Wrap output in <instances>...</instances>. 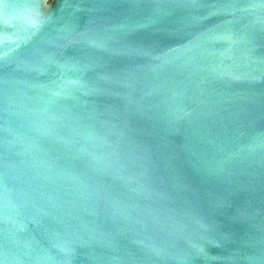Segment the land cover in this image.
Listing matches in <instances>:
<instances>
[{
    "label": "water",
    "instance_id": "water-1",
    "mask_svg": "<svg viewBox=\"0 0 264 264\" xmlns=\"http://www.w3.org/2000/svg\"><path fill=\"white\" fill-rule=\"evenodd\" d=\"M0 264H264V0H0Z\"/></svg>",
    "mask_w": 264,
    "mask_h": 264
}]
</instances>
